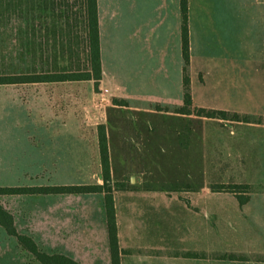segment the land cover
I'll return each mask as SVG.
<instances>
[{
    "label": "crops",
    "instance_id": "0c3cea01",
    "mask_svg": "<svg viewBox=\"0 0 264 264\" xmlns=\"http://www.w3.org/2000/svg\"><path fill=\"white\" fill-rule=\"evenodd\" d=\"M96 2L100 90L111 99H127L130 107L138 102L183 104L180 0ZM36 7L45 11L47 6H32ZM48 10L51 23L58 26L40 29L37 43L28 41L19 28L20 55L24 60L49 61L41 56L50 53L53 63H64L60 69L70 70L74 61L72 9L64 8L60 14L56 7V16L54 7ZM188 32L193 105L264 115V0H188ZM45 36L50 44L41 41ZM73 81L0 84V187L87 183L89 103L85 92L74 91ZM92 129L96 162L92 172L98 175L97 183H102L98 126ZM138 188L114 191L119 243L124 250L121 264H170L172 215L177 218L180 252L176 264H216L211 256L215 233L201 232L200 213L194 208L201 199L179 200L174 209L176 201L157 195L156 190L163 189ZM92 194L4 193L0 202L12 215L16 233L38 252L80 264H111L104 195H99L96 214L95 208L90 213ZM204 211L211 215V209ZM202 249L207 254L203 259L195 256ZM189 252L194 255L186 257ZM0 264L43 263L0 224ZM50 264L68 263L55 258Z\"/></svg>",
    "mask_w": 264,
    "mask_h": 264
},
{
    "label": "rangeland",
    "instance_id": "374dc122",
    "mask_svg": "<svg viewBox=\"0 0 264 264\" xmlns=\"http://www.w3.org/2000/svg\"><path fill=\"white\" fill-rule=\"evenodd\" d=\"M32 6L47 7L39 11ZM48 6L55 8V16L56 7L60 14L64 8L72 9L73 60L76 66H87L82 0H0V75L48 72L64 64L53 63L50 53L41 56L49 61L24 60L20 55L23 47L19 44V28L25 31L28 41L37 43L40 29H51L53 24ZM41 38L51 43L46 36ZM73 87L74 91L85 92L89 103L87 183H97L98 175L92 172L96 163L92 127L102 123L108 127L115 180L126 182L130 189L161 188L163 191L156 190L157 195L176 201L174 209L179 200L189 203L192 198L201 199L200 206L194 208L200 213L201 232L215 233L211 256L216 264L264 262V123L258 122L263 114L239 113V119L231 120L157 112L153 105L139 102L132 107H115L108 93L100 90V85L96 88L93 80H74ZM244 115H248L249 122ZM214 183H245L253 191L249 201L240 204L231 192L213 191L210 186ZM92 195L90 213L95 208L98 214L100 193ZM205 200L211 205L206 206ZM204 209H211V215ZM168 228L169 261L176 264L180 254L176 215L170 216ZM195 256L203 259L207 254L202 249Z\"/></svg>",
    "mask_w": 264,
    "mask_h": 264
},
{
    "label": "trees",
    "instance_id": "16d2710c",
    "mask_svg": "<svg viewBox=\"0 0 264 264\" xmlns=\"http://www.w3.org/2000/svg\"><path fill=\"white\" fill-rule=\"evenodd\" d=\"M84 9V26L86 29V61L87 66H76L77 61L71 63V69H55L51 72H41L34 74H14L0 75V84L6 83H22V82H37V81H61V80H93L97 88L102 79V65L99 53V29L96 0H82ZM182 13V48H183V104L170 105L159 102H153L151 105L155 111L174 112L183 115H196L198 117L222 118V119H239L238 112H232L220 109H210L204 107H195L192 100L191 79H190V47H189V32H188V0H180ZM112 102L119 106H129V101L124 98H112ZM245 120L249 122L248 115H244ZM260 123H264V117L260 118ZM98 144L101 163L102 183H86V184H71L58 186H36V187H0V195L4 193H103L104 206L106 211L107 231L109 238L111 264H121V255L124 250L120 247L118 236V225L116 220V207L114 201V191L130 189L131 187L126 182L115 180L112 176V159L110 152V142L105 124L98 125ZM213 191H226L233 193L240 204H245L249 201L250 193L253 191L249 184L245 183H224L212 184ZM144 189H150L144 187ZM161 189V188H160ZM0 224L10 233L17 235L20 241L24 242L32 252L41 260L43 264H50V259L62 258L68 264H80L74 259L64 256L51 257L47 254L37 251L33 243L27 244L26 238L16 233L13 226L12 215L3 207L0 202Z\"/></svg>",
    "mask_w": 264,
    "mask_h": 264
}]
</instances>
